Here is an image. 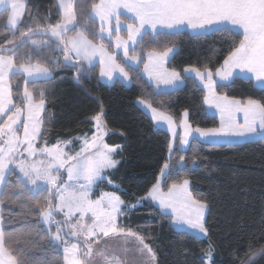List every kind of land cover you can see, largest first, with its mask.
<instances>
[{
  "label": "trees",
  "instance_id": "16d2710c",
  "mask_svg": "<svg viewBox=\"0 0 264 264\" xmlns=\"http://www.w3.org/2000/svg\"><path fill=\"white\" fill-rule=\"evenodd\" d=\"M75 2L77 27H86V35L93 43L102 42L108 52L116 56L117 63L129 74V85L119 80L103 84L99 80L97 64L80 63L73 67L63 63L58 43L47 35L33 32L20 43L21 29L26 31L37 23L56 24L61 19L56 0H25V11L15 30L16 62L27 63L31 56V63L39 62L51 72L47 80L29 85L35 97L38 98L41 89L45 95L43 138L37 140L36 146L40 148L59 140L92 135V117L100 113L102 107L107 131L104 141L109 146H119L114 153L118 163L108 173L112 183L101 182L102 190L115 192L126 205L134 204L158 182L161 169L168 163L170 171L160 179L163 190L166 192L174 181L188 179L193 196L207 204L204 216L208 229L206 238L175 230L171 216L163 214L147 200L118 215L119 226L144 237L145 243L156 254L154 264H205L203 253L209 244L213 248V264H264V137L214 144L193 138L185 150L174 145L170 158L169 135L156 127L135 104L137 99H142L171 116L176 123L187 111L191 127L217 128L218 118L205 109L204 91L194 79L183 76L182 70L192 67L204 71L207 68L214 73L223 64L233 42L238 43L241 37L215 30L200 35L181 30L155 39L145 35L142 44L135 46L141 62L134 68L124 63L109 41H101L98 24L87 19L94 0ZM7 15L0 10V45L12 48L13 45L6 43L13 38L6 24ZM73 35L74 31L67 33V36ZM32 40L47 43L36 46ZM165 48H174L166 67L178 72L183 84L174 90L157 92L145 80L140 67L148 52ZM12 86L14 92L19 87L22 93L23 76L13 80ZM215 91L241 101L253 99L264 103V86H256L250 78L234 76L226 84H217ZM14 100L18 102V97L14 96ZM18 183L20 180L12 171L8 183L0 189V199L4 200L0 205V217L13 255L26 256L29 264H63L61 250L53 247L50 233L41 223L38 212L22 208L21 203L27 201L11 203L17 197L13 188ZM56 218L59 219V215Z\"/></svg>",
  "mask_w": 264,
  "mask_h": 264
},
{
  "label": "snow or ice",
  "instance_id": "6c2138e0",
  "mask_svg": "<svg viewBox=\"0 0 264 264\" xmlns=\"http://www.w3.org/2000/svg\"><path fill=\"white\" fill-rule=\"evenodd\" d=\"M61 19L56 24L29 27L26 31H19V41L24 43L25 37L30 38L33 32L50 34L59 43L63 44L64 58L71 62L72 54L77 61L84 59L91 64L97 53L100 54V75L112 79L114 73H119L124 79H129L125 67L117 63L116 56L109 54L104 44L93 43L86 35V27H77V10L75 0H57ZM25 0H0V10L7 15V27L13 33V38L6 41L13 45L7 48L0 45V188L8 183V177L14 165L19 170L20 183L14 186L17 197L11 203L18 200L27 201L21 203V207L35 209L43 223L49 225L50 238L54 242L53 247L63 246L64 264H128L126 254L130 251L127 247L128 237H134L140 247L135 250L141 255L155 262L156 254L145 243L144 237L131 229H125L117 224V216L123 213L121 205L125 202L115 192H104L99 198L91 199L92 186L105 168H114L117 161L112 159L119 146L103 144L102 149L98 141H102L106 135L101 112L92 117L95 121L97 135L92 141L84 139L85 147L75 156H69L57 142L56 145L38 148L36 142L43 138L44 120L42 113L45 109V95L41 89L38 98L33 95L29 85L35 86L38 80L50 78V69L37 62L31 63V56L27 63H17V37L15 30L25 11ZM10 10V11H9ZM124 17L122 20L121 17ZM87 19L100 22L98 35L101 41L105 33L111 41L115 33L116 48L123 50V55L128 61L135 64L141 62V57L136 53L135 46L142 44L145 35H151L154 39L160 35H168L182 28L191 29L197 35L207 30L235 33L241 38L239 42H233L231 50L224 59L223 64L215 73L207 68L201 71L196 68H186V73L195 72L196 76L204 81L207 95L204 102L217 109L220 114L219 128H195L187 121L188 113L184 112V135L179 137L181 145L189 144L188 137L194 132L200 137H219L260 135L264 137V103L258 100L248 99L241 101L228 96L218 95L215 91L216 81L213 76H218L222 81L229 80L233 74L239 73L254 78L264 86V0H98L90 4V12ZM127 32V39L120 36L121 31ZM69 31L75 35L67 37ZM33 45L46 44L47 41L32 40ZM131 51V55H130ZM172 48L162 51L153 49L148 52V62L144 64V71L150 79L160 84L174 85L180 79V74L175 70H169L165 63ZM7 53H11L8 55ZM71 66L76 67L75 64ZM80 68L77 67V73ZM250 74V76H249ZM23 75L24 88L20 93L19 87L14 92L12 81ZM79 79V77H77ZM14 96L18 97L14 100ZM141 104L145 101L141 100ZM153 119L166 121L172 131L173 141L177 133L173 127V118L167 116L151 104ZM243 115V121L238 114ZM22 132V135H21ZM91 148L97 151L92 155L82 156ZM173 151V145L169 144V157ZM25 153L27 154L25 156ZM43 156V159H33ZM183 160V157L180 158ZM67 173V180L62 179L61 170ZM170 171V165L165 163L161 169V176ZM83 181V183H80ZM110 184L111 180L108 181ZM189 180L174 181L165 192L161 183L154 184L147 196L157 201L160 209L166 213L170 210L173 222L186 225L189 229L198 231L207 236L208 229L205 226L204 214L207 204L193 196L189 188ZM144 199L141 197L140 200ZM137 200V204L140 202ZM55 201V203H54ZM4 200L0 199V205ZM30 206V207H29ZM128 207H136L135 204ZM2 211V209H0ZM62 214L63 219L58 220L57 215ZM75 218V219H74ZM87 218V219H86ZM55 225V231L51 226ZM68 229L67 232L64 230ZM65 236L76 237L83 240L79 243L69 244ZM95 237V240L93 238ZM104 237L120 238L124 241L119 252L111 248L107 243L100 245ZM203 259L207 264H213V248L203 253ZM0 264H29L26 256L13 255L11 246L6 238L3 228V220L0 217ZM54 264V262H53Z\"/></svg>",
  "mask_w": 264,
  "mask_h": 264
},
{
  "label": "rangeland",
  "instance_id": "374dc122",
  "mask_svg": "<svg viewBox=\"0 0 264 264\" xmlns=\"http://www.w3.org/2000/svg\"><path fill=\"white\" fill-rule=\"evenodd\" d=\"M57 1V0H56ZM60 10V9H59ZM96 21V23L98 24V26H100V22H99V20L98 19H96L95 20ZM209 31H211V29L210 30H207L206 32H209ZM189 32L191 33V34H196L195 32H193L191 29H189ZM206 32H204V33H206ZM39 33H41V32H39ZM121 33H124V35H121V37H123L124 39H127V32H126V30L125 31H121ZM41 34H43V33H41ZM115 34V33H114ZM45 35V34H44ZM116 35V34H115ZM115 35H113V37H112V39H111V41L109 40V38L107 37V34L105 33V35H104V38L103 39H106L107 41H109V43L111 44V46H112V49H113V51L115 52V53H118V54H120L121 56H122V59H124V61H125V63L126 64H130L132 61H128L125 57H124V55H123V50L122 49H120V50H118L117 48H116V41H115ZM50 39H52V40H55L57 43H58V50L62 53V62L63 63H65V64H70V65H72V64H75L76 66H78V61L76 60V58H75V54L73 53L72 54V56H73V59H72V61L71 62H66L65 61V58H64V52H63V47H64V45L63 44H61V43H59V41L55 38V37H52L50 34H48L47 35ZM74 36V35H73ZM68 37H72V36H67L66 38H68ZM97 45H99V44H97ZM105 48H106V50L108 51V49H107V47L105 46ZM172 49H174V48H172ZM109 53V52H108ZM97 54H99V53H97ZM96 54V56L92 59V60H99V62H100V55H97ZM109 54H111V53H109ZM113 55V54H112ZM147 55V54H146ZM146 55H145V58H146ZM145 62V61H144ZM147 62H148V59H147ZM144 65V64H143ZM186 68H192V67H186ZM186 68H184L183 70H182V74H184L186 77H190V78H192V79H194L195 81H196V83L198 84V86L204 91V95H207V89L204 87V83H206V79L204 80V81H201V79L199 78V77H197L196 76V74H195V72H191V73H186L184 70L186 69ZM168 69V68H167ZM100 71H101V65H100V67H99V80H100V82H102L103 84H111L114 80H119L121 83H123L124 81H128V79H124L122 76H120V74L119 73H114L113 74V77H112V79L111 80H109L108 79V77L107 76H104V77H102L101 75H100ZM171 71V70H170ZM202 71V70H201ZM236 72H238V70L236 71ZM215 73V72H214ZM143 74H145V76H146V81H149L148 83H150V85L151 84H153V88H154V90L155 91H157V92H164V91H170V90H174V89H176V88H179L183 83H181L180 82V79L177 81V83H175L174 85H172L171 87H168L167 85H165V84H160V86L159 87H157L156 86V82L153 80V79H150L149 78V76H148V74L144 71V69H143ZM23 76V75H22ZM51 76V75H50ZM144 77V76H143ZM181 77V76H180ZM23 78L25 79V77L23 76ZM145 78V77H144ZM233 78V77H232ZM213 79L216 81V85L217 84H226L225 82L226 81H222L218 76H213ZM41 80H44V79H41ZM39 81V80H38ZM183 82V81H182ZM123 84H125V83H123ZM127 84H128V82H127ZM255 84V83H254ZM129 85V84H128ZM217 93V92H216ZM218 94V93H217ZM219 95V94H218ZM205 97V96H204ZM142 99H137L136 101H135V104L146 114V115H148V116H150V118H151V120H152V122H153V124L156 126V127H158V128H161L162 130H164V131H166L167 132V134L169 135V138H170V143L174 146V145H176L177 146V148L179 149V150H185L187 147H188V144L187 145H181L180 144V142H179V137L180 136H182V135H184V127H183V120L185 119L184 118V112L182 113V115H181V118H180V120L176 123V122H174V124H173V127H174V129H175V131H176V133H177V137H176V139H175V141H173V135H172V131L169 129V126H168V124H167V122L166 121H163V120H161V121H157V120H154L153 119V114H152V111H151V108H148L146 105L147 104H149V103H147V102H145L144 104H141L140 103V101H141ZM144 101V100H143ZM203 101H204V99H203ZM152 106V105H151ZM204 106L205 107H207V109L210 111V112H213V113H209L208 111H207V109H206V111L209 113V114H212V115H215L217 118H218V122H219V124H218V127L217 128H219L220 127V114H219V112L217 111V109L215 108V107H213V106H210V105H208V104H206L205 102H204ZM152 108H154L153 106H152ZM158 112H161V111H159L158 110ZM161 113H163V112H161ZM163 114H165V115H167V116H169L168 114H166V113H163ZM238 118L240 119V121L242 122L243 121V115H242V113L241 114H238ZM102 121H103V118H102ZM92 123H93V134L92 135H90V136H77V137H74V138H71V139H67V140H59V142H67V141H70V143H61V147L64 149V151L67 153V155H69V156H75V154L77 153V152H80L81 151V149L82 148H84L85 147V144H84V139L86 138L89 142H91L92 141V138H93V136L94 135H97V132H96V127H95V121H93L92 120ZM104 124V123H103ZM189 124V123H188ZM193 129H195L194 127H192ZM105 131H106V128H105ZM106 133H107V131H106ZM21 135H22V132H21ZM105 136L106 135H103V137H102V141H98V145H99V147L102 149V146H103V144H106L105 143V141H104V138H105ZM253 136H255V135H246V136H244V137H237V136H219V137H209V138H204V137H200L199 136V133H193L191 136H189L188 137V140L190 141L191 139H197V140H199V141H201V142H205V143H235V142H242V141H246V140H251V139H254V138H257V137H253ZM259 137H261L260 135H259ZM58 142V141H57ZM57 142L55 143V144H53V145H56L57 144ZM53 145H47L48 147H52ZM45 145H43V146H41V147H44ZM114 147V146H113ZM97 151V149L96 148H91L88 152H84V153H82V156H87V155H92V154H94L95 152ZM116 152V151H115ZM114 152V153H115ZM114 153H112L111 155H112V159L113 160H115L114 159ZM27 154L25 153V156H26ZM44 157L43 156H37V157H34L33 159H43ZM116 161V160H115ZM117 165V164H116ZM10 168H12L13 169V172L18 176V177H20V173H19V170L17 169V168H15V166L14 165H10L9 166ZM116 167V166H115ZM114 167V168H115ZM114 168H105L103 171H102V173H101V179H98L97 181H96V183L92 186V192H91V199H97V198H99V196L102 194V193H104V192H107V191H104V190H102L100 187H99V185H100V183L101 182H106V183H108L109 184V178H108V173L111 171V170H113ZM61 175H62V179H64V180H67V173H66V171L65 170H61ZM161 175L159 176V178H158V181L160 182V179H161ZM80 183H83V181H81ZM1 189V188H0ZM148 194V193H147ZM117 195V194H116ZM140 200V199H139ZM142 200H147V201H149L154 207H156L160 212H162L163 214H166V215H169V216H171L170 215V210H168V212L166 213L165 211H163L162 209H160V207H159V204H158V202L157 201H153L150 197H148L147 195H145L144 196V199H142ZM142 200H140V202L137 204V201H135V205L136 206H139V205H141V203L143 202ZM54 203H55V201H54ZM128 205H130V204H123V205H121V209H123V210H131V209H133V208H135V207H128ZM131 205H133V204H131ZM205 212H206V209H205ZM204 216H205V214H204ZM117 218H118V216H117ZM63 219V216H62V214H60L59 215V219L58 220H62ZM75 219V218H74ZM87 219V218H86ZM171 224H172V226H173V228L175 229V230H178V231H185V232H188V233H191V234H193V235H195V236H197V237H200V238H206V236L204 235V234H202V233H199L198 231H195V230H191V229H189L186 225H183V224H176V223H174L173 222V219H172V217H171ZM41 223L44 225V227L46 228V230L47 231H49V225L48 224H45V223H43V221H42V219H41ZM55 225H52L51 226V231L52 232H54L55 231ZM65 232H67L68 231V229H65L64 230ZM76 238V237H75ZM51 239V238H50ZM64 239L65 240H67L68 241V243L69 244H72V243H78V241H76V240H71V241H69L68 240V238L65 236L64 237ZM93 240H95V237L93 238ZM127 240H128V243H127V247L130 249V251L126 254V258H127V261H128V264H154V262H152L148 257H147V255H146V253H145V255H141L139 252H137L135 249L136 248H138V247H140V245H139V243H138V241H136L135 240V238L134 237H128L127 238ZM52 241V240H51ZM80 241H81V243H79V244H81V245H83V240L82 239H80ZM123 241H124V238L123 237H120V238H109V237H104L103 239H101L100 240V245L99 246H103L105 243H107L111 248H113V249H115V250H117L118 252H119V254L122 256V258L125 256V254L123 253V252H121L120 251V248H121V246H122V244H123ZM53 242V241H52ZM54 243V242H53ZM57 247L61 250V253H62V261H63V246L62 245H57ZM214 255V254H213ZM204 263L205 264H207V261L206 260H204ZM63 264H64V262H63ZM101 264H103V262H101Z\"/></svg>",
  "mask_w": 264,
  "mask_h": 264
},
{
  "label": "crops",
  "instance_id": "0c3cea01",
  "mask_svg": "<svg viewBox=\"0 0 264 264\" xmlns=\"http://www.w3.org/2000/svg\"><path fill=\"white\" fill-rule=\"evenodd\" d=\"M10 11V10H9ZM20 22V21H19ZM6 24H7V20H6ZM181 30H185V31H187V32H189V29H187V28H182V29H180V30H178V31H181ZM210 30V29H209ZM176 32V31H175ZM190 33V32H189ZM173 52H174V49H173V51L171 52V53H169V56H168V58H167V61L169 60V58L172 56V54H173ZM97 55H100V54H97ZM123 61H124V59H123ZM167 61H166V63H167ZM78 63L80 64V63H85V64H87V65H92V64H97L98 65V67H100V62H99V60H92L91 61V64L88 62V60H84V59H81V60H79L78 61ZM124 63H125V61H124ZM145 63H147V55H146V58H145V62H144V64ZM166 63H165V67H166ZM126 64V63H125ZM127 65H129V66H131V67H134V68H136V67H138L139 66V64H135L134 62H131L130 64H127ZM167 68V67H166ZM143 69H144V65L142 64V66L140 67V71H141V74L145 77V79H146V76H145V74H143ZM183 76H185L184 74H182ZM234 76H241V77H245V78H249L248 76H245L244 74H241V73H239V70H238V72H235L234 74H233V76L232 77H234ZM249 76H250V74H249ZM186 77V76H185ZM232 77H230L229 78V80H227L225 83H228L231 79H232ZM254 83H255V85L256 86H259V87H263L262 86V84L260 83V82H257L254 78H250ZM127 82H128V84H129V79H128V81L126 80V81H124L123 83H125V85H128L127 84ZM147 82H149V81H147ZM180 82L182 83V77H180ZM151 83V82H150ZM149 83V84H150ZM176 83H177V81H176ZM152 86H153V84H151ZM168 87H171L172 85H167ZM206 109H207V107H205ZM207 111L209 112V113H213V112H210L208 109H207ZM150 117V116H149ZM151 119V118H150ZM253 137H259V135H255V136H253ZM255 139V138H254Z\"/></svg>",
  "mask_w": 264,
  "mask_h": 264
},
{
  "label": "water",
  "instance_id": "95a60500",
  "mask_svg": "<svg viewBox=\"0 0 264 264\" xmlns=\"http://www.w3.org/2000/svg\"><path fill=\"white\" fill-rule=\"evenodd\" d=\"M68 239H70V240H77V238H75V237H71V236H66Z\"/></svg>",
  "mask_w": 264,
  "mask_h": 264
}]
</instances>
